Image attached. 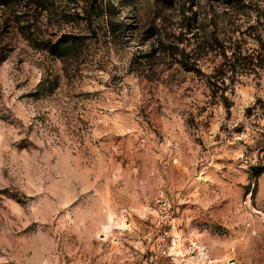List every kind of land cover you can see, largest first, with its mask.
Listing matches in <instances>:
<instances>
[{"label":"clouds","instance_id":"1","mask_svg":"<svg viewBox=\"0 0 264 264\" xmlns=\"http://www.w3.org/2000/svg\"><path fill=\"white\" fill-rule=\"evenodd\" d=\"M25 3L13 0L5 7L8 0H0V27L13 12L21 17L0 32V46L14 49L5 65L8 95L0 98V264H63L65 254L77 251H103L101 261L113 264H222L226 255L235 258L233 264H264V181L257 191L236 168L217 175L215 165L211 171L205 168L207 184L198 176L192 180L194 171L188 179H174L175 160L192 167L211 156L192 142L201 132L188 129L190 140L181 120L182 109L200 102L199 93L191 94L190 103L180 98L183 86L171 94L160 87L179 68L175 63L168 68L171 58L161 51L152 56L161 41L173 43L183 33L187 39L180 48L210 72L224 59L219 48L212 50L204 42L223 41L231 61L235 49L227 45L239 39L236 29L250 26L254 28L242 50L255 55V38L264 40V0H111L128 25L122 35L108 31L109 0H103V15L93 17L96 35L85 39L72 34L88 31L87 20L65 23L47 12L39 15L30 35L28 29L22 34L23 13L34 11L32 5L24 8ZM149 28L151 32L145 31ZM30 42L55 48L56 54L37 52ZM134 56L138 62L131 64ZM20 58L24 63L17 65ZM113 76L122 79L117 90L123 88L116 107L128 110L122 126L98 112L109 107L103 97L90 102L74 95L99 89L113 96L97 83H111ZM261 77L259 88L252 75L241 77L249 93L243 100L232 96L230 88L234 115L230 121L220 116L216 123L234 127L254 97L264 98V71ZM22 93L28 95L17 100ZM159 104L167 119L157 111ZM154 130L164 136V144ZM220 134L226 139L227 133ZM117 136L122 138L117 141ZM211 142L209 138L206 144ZM133 213L139 222L125 223ZM101 234L107 243L93 245ZM70 237L74 246L79 242L75 250L67 248ZM122 241L132 247L125 248ZM146 252L152 254L149 259Z\"/></svg>","mask_w":264,"mask_h":264},{"label":"rangeland","instance_id":"2","mask_svg":"<svg viewBox=\"0 0 264 264\" xmlns=\"http://www.w3.org/2000/svg\"><path fill=\"white\" fill-rule=\"evenodd\" d=\"M42 1V0H40ZM103 3V0H43V5L37 4L36 0H29L26 3L24 8H29L30 5L34 6V11L29 12L25 11L23 16L27 19L25 23L19 26L18 30L23 34L25 29H28L29 35L31 34L32 25L37 23L38 17L43 12H47L50 16L56 17L58 20H62L65 23L80 21L84 22L87 20L88 31L81 30L79 33H73V38L75 39H85L88 37L89 33L92 36L96 35L95 29L92 27L93 17H99L103 15L104 9L100 7V4ZM194 5L190 3L188 5L189 11ZM108 15L110 17L108 21V31L110 32H119L121 35L127 31L128 25L124 24L123 20L119 19V11L112 6L111 0H109V5L107 8ZM20 15H16L13 12L12 15H9L3 20L2 27H0V32H7L10 27V22H18L20 20ZM128 19V17H125ZM51 24V21H48ZM231 23V22H230ZM236 29L239 32V39L228 44L231 46V49H236L240 46L241 51L234 50L232 53V60L229 61L228 58L224 57L222 54L223 46H226L223 41L219 39H213L212 41H205L204 43L212 50L216 48L220 49V55L223 57L224 62L219 66H213L209 72L207 69L198 66L196 60H193L191 56L184 53L180 48V44H183L187 39L181 33L179 37H175V42L165 44L163 41L160 42V48L154 49L152 56H155L156 51H161L171 58L167 67L171 68L172 63H175L179 71L172 73L165 81H161L160 87L167 88L169 94H171L175 88L182 87L180 94L181 99H187L191 103V94L195 91L199 93L198 99L199 103L193 104V107L182 109L181 120L187 125L185 132L188 133V129L195 128L201 132V135L196 137L192 142L201 149V151L208 152L211 156L209 162L205 164L197 163L192 167H189L183 160L177 159L174 162V167L172 168V175L174 179H188L189 175H192L191 179H197L199 177V182L203 184L209 183V180L206 178L205 168L208 167V170L211 171L210 165L216 166L217 175L221 172H228L231 168H236L238 172L244 173L248 181V186L251 187L255 185L257 191H259L261 182L264 181V125H261L259 121L264 120V98L254 97V103H249L243 108V118L238 124L232 128H228L224 123H216L217 119L220 116H223L225 121H230L234 115L233 108L236 106V101L230 99L229 91L231 88L232 96H240L243 100L247 97L248 93V83L242 79L246 75H252L253 79L256 80V88L260 87L261 72L264 71V60L261 57H257V54L260 52V47L264 40H261L259 36L255 38V42L259 46V50L256 51L255 55L252 52L243 51L244 45L248 44V40L245 39L246 36H250L251 29ZM139 29V25H137ZM188 29L191 32L192 24L191 20L188 21ZM201 30H203L201 28ZM145 31L151 32V29H145ZM66 36L68 34H65ZM107 35V33H105ZM199 33H196L192 36V39L195 40L198 37ZM27 39V37H25ZM167 39L172 40L173 37H167ZM231 40V37H229ZM30 46H34L30 42ZM37 52L48 51L49 54H52L46 46L40 48L34 46ZM199 47V46H198ZM14 52V49L8 47V45L0 46V98L4 95H8L4 90L8 87V79L10 78L9 74L5 71V65L7 64L11 53ZM240 52V53H239ZM227 54V52H226ZM147 54L141 53V56H146ZM197 60L199 57L196 58ZM228 59V62H227ZM85 60H81L80 63H86ZM137 58L134 56L131 64L137 63ZM17 65H22L24 60L22 58L17 60ZM155 63V61H151ZM211 64H215L214 61H210ZM131 64L129 66L131 72ZM229 69L224 72V70H219L221 66H225ZM98 70H103V65L97 64ZM260 71H257V70ZM17 72L20 71V68H16ZM81 71L79 65L77 66V72ZM231 73V76H229ZM162 74V72H161ZM189 77L191 79L189 80ZM91 79V78H89ZM16 89H19L20 85L16 84L13 80L12 82ZM97 83H103L104 89H110L113 93V96H106L104 93L99 90L82 91L80 93L74 94L77 98H83L88 101H97L100 102V98L103 97V102L108 104L109 107H104L98 110L99 113H102V117H107L109 120H115L117 125L122 126L123 118L127 115L128 110L121 107H116V104L120 101V92L123 91V88H117L122 83V79L118 80L117 77L113 76L111 78V83L101 82L97 80ZM199 84L201 87L206 88L207 92L201 91L200 88H197L196 85ZM171 85V86H170ZM28 95V93H22L21 96H18L16 99L21 100L22 96ZM164 105L159 104L157 111L161 115L166 114L163 112ZM139 115V113H138ZM100 115H97L96 119L102 118ZM167 119V117H166ZM81 124L87 126L89 121L83 120L80 118ZM149 127H151V122ZM251 126V130L250 127ZM161 127H164V124H161ZM227 133L226 139L221 136L220 133ZM179 133V129H177ZM154 134L159 138L160 144H164V136H161L160 133L154 130ZM189 139L191 140V134L188 133ZM243 137V138H241ZM122 137L117 136L116 140L119 141ZM211 139V144H206L208 139ZM103 139V137H102ZM227 153V155H225ZM199 158V153L196 154ZM166 155L164 159H166ZM195 187V186H194ZM6 191V190H4ZM195 194L194 192L192 193ZM255 207V205H253ZM181 207H184L183 205ZM146 214H150L146 213ZM140 216L137 213H133L130 221L126 220L125 223L139 222ZM145 224H148L149 221H144ZM116 231H127V229H115ZM74 237H70L68 243V250H75V247H79V242H76L75 246L73 245ZM118 239V238H114ZM106 244L107 241L104 240L103 234L100 235L99 241H93V245L97 243ZM125 248H131L132 245L128 244L126 241H122ZM105 255V252H100L97 255H92L91 253L81 254L79 251L76 252L75 256H69L65 254L63 256V264H73L74 261L78 260L79 264H84L87 260V264H113L112 261L103 260L101 257ZM118 255V254H114ZM152 254L146 252L144 254L145 259H149ZM195 255V254H193ZM233 259L228 258L226 255L222 261V264H233ZM127 264V262H125Z\"/></svg>","mask_w":264,"mask_h":264},{"label":"trees","instance_id":"3","mask_svg":"<svg viewBox=\"0 0 264 264\" xmlns=\"http://www.w3.org/2000/svg\"><path fill=\"white\" fill-rule=\"evenodd\" d=\"M28 2H29V0H28ZM36 3L37 4H41V6L43 5V0L42 1H40V0H36ZM10 4H13V0H8V4H5V7H8ZM26 4V3H25ZM24 4V5H25ZM74 38H76V37H74ZM46 46V48L52 53V54H56V49L55 48H49V46L48 45H45ZM220 46H222L223 47V51H222V54H223V56L224 57H226V58H228V56H227V54H226V51H225V47L226 46H223V44H220ZM227 48H231V46H228ZM240 46H238V47H236V51L238 50V51H241L240 49ZM240 53V52H239ZM257 57H261L262 58V60H264V42H262V45H261V47H260V52L257 54ZM227 62H228V59H227ZM226 67V65L225 66H221V68H219V70L221 69V70H224V72H226V71H228L229 69H227V68H225Z\"/></svg>","mask_w":264,"mask_h":264}]
</instances>
